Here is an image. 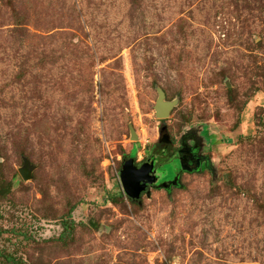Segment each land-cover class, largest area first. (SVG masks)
<instances>
[{
  "label": "rangeland",
  "instance_id": "374dc122",
  "mask_svg": "<svg viewBox=\"0 0 264 264\" xmlns=\"http://www.w3.org/2000/svg\"><path fill=\"white\" fill-rule=\"evenodd\" d=\"M161 132L207 165L134 203L122 165ZM0 253L264 264V0H0Z\"/></svg>",
  "mask_w": 264,
  "mask_h": 264
},
{
  "label": "flooded vegetation",
  "instance_id": "af4514ba",
  "mask_svg": "<svg viewBox=\"0 0 264 264\" xmlns=\"http://www.w3.org/2000/svg\"><path fill=\"white\" fill-rule=\"evenodd\" d=\"M197 133L188 135L186 140L181 139L179 148L171 149V141L168 137L163 140L164 135L161 132L159 142L144 155L142 161H137L136 154L125 158L124 161L133 159L136 168L144 166L145 170L149 172V177L155 180L152 185L146 186L140 199L143 195H148L152 189L161 188L167 191L170 187L177 186L182 172L196 171L207 165V159L197 152L198 148L201 150L203 147ZM165 166L174 167L175 172L171 181H163L162 179L165 174L163 169Z\"/></svg>",
  "mask_w": 264,
  "mask_h": 264
},
{
  "label": "water",
  "instance_id": "95a60500",
  "mask_svg": "<svg viewBox=\"0 0 264 264\" xmlns=\"http://www.w3.org/2000/svg\"><path fill=\"white\" fill-rule=\"evenodd\" d=\"M174 105V102L166 101L164 92L159 90L158 98L154 106L156 118L160 120L166 119ZM131 139L136 140V135L133 130H131ZM165 139H167V136L164 135L163 140ZM31 170L29 163L25 161L23 168L19 170V175L25 181L30 180ZM148 173L144 166L136 168L133 159L124 161L119 174V182L124 195L129 200L139 204L140 196L145 191L146 186L152 185L155 182L154 178L149 177Z\"/></svg>",
  "mask_w": 264,
  "mask_h": 264
},
{
  "label": "trees",
  "instance_id": "16d2710c",
  "mask_svg": "<svg viewBox=\"0 0 264 264\" xmlns=\"http://www.w3.org/2000/svg\"><path fill=\"white\" fill-rule=\"evenodd\" d=\"M69 225L67 223L64 224V229H68ZM0 261L2 262V264H18L17 261L9 256V255H3L2 253H0Z\"/></svg>",
  "mask_w": 264,
  "mask_h": 264
}]
</instances>
